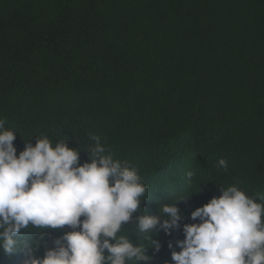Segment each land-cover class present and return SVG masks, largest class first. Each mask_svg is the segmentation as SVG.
I'll return each instance as SVG.
<instances>
[{"label": "trees", "instance_id": "1", "mask_svg": "<svg viewBox=\"0 0 264 264\" xmlns=\"http://www.w3.org/2000/svg\"><path fill=\"white\" fill-rule=\"evenodd\" d=\"M0 119L17 155L46 135L84 163L100 137L147 186L143 214L178 207V226L158 224L159 251L141 262L172 264L169 242L180 251L191 213L220 188L264 202V0H0ZM139 214L123 229L134 243ZM69 230L43 235L55 247ZM25 251H0V264H23Z\"/></svg>", "mask_w": 264, "mask_h": 264}, {"label": "clouds", "instance_id": "2", "mask_svg": "<svg viewBox=\"0 0 264 264\" xmlns=\"http://www.w3.org/2000/svg\"><path fill=\"white\" fill-rule=\"evenodd\" d=\"M16 133L0 119L3 253L25 249L23 264H141L152 259L147 248L159 251V242L151 238L156 226L166 233L178 226L175 203L162 205L160 216L143 214L139 206L147 186L128 162L106 154L100 137H90L89 159L81 163V151L46 135L36 137L34 145L25 142L17 155ZM218 166L227 170L224 159ZM220 192L191 213L199 222L184 225V239L176 242L180 251L169 242L172 264H264V202L235 184ZM136 213L133 233L143 237L138 243L123 232ZM30 227L38 239L23 238ZM65 228L71 230L49 247L43 232ZM41 245L45 251L39 257L35 252Z\"/></svg>", "mask_w": 264, "mask_h": 264}]
</instances>
